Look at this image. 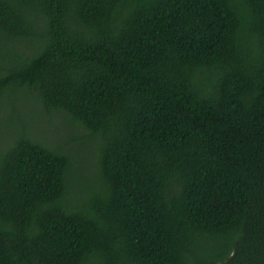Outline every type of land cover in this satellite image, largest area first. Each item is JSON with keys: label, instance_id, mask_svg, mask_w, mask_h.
<instances>
[{"label": "trees", "instance_id": "1", "mask_svg": "<svg viewBox=\"0 0 264 264\" xmlns=\"http://www.w3.org/2000/svg\"><path fill=\"white\" fill-rule=\"evenodd\" d=\"M0 264H264V0H0Z\"/></svg>", "mask_w": 264, "mask_h": 264}, {"label": "rangeland", "instance_id": "2", "mask_svg": "<svg viewBox=\"0 0 264 264\" xmlns=\"http://www.w3.org/2000/svg\"><path fill=\"white\" fill-rule=\"evenodd\" d=\"M55 120H58V118H56ZM62 124H63V122L59 123V125H61V126H62ZM43 129H45V127H43ZM85 143H87V144H84V145H87V146L83 147V150L80 151V153L77 155V158L79 160L84 161L86 169L89 170L90 169L89 167H91V165L94 166V164H95V156H96V152H97L96 148H95L96 142L88 141Z\"/></svg>", "mask_w": 264, "mask_h": 264}]
</instances>
